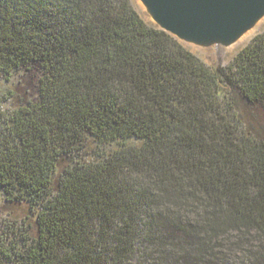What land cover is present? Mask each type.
<instances>
[{
    "label": "trees",
    "instance_id": "trees-1",
    "mask_svg": "<svg viewBox=\"0 0 264 264\" xmlns=\"http://www.w3.org/2000/svg\"><path fill=\"white\" fill-rule=\"evenodd\" d=\"M0 191V264H264V30L211 68L129 0H0Z\"/></svg>",
    "mask_w": 264,
    "mask_h": 264
},
{
    "label": "water",
    "instance_id": "water-1",
    "mask_svg": "<svg viewBox=\"0 0 264 264\" xmlns=\"http://www.w3.org/2000/svg\"><path fill=\"white\" fill-rule=\"evenodd\" d=\"M155 27L179 42L230 45L264 18V0H138Z\"/></svg>",
    "mask_w": 264,
    "mask_h": 264
},
{
    "label": "rangeland",
    "instance_id": "rangeland-1",
    "mask_svg": "<svg viewBox=\"0 0 264 264\" xmlns=\"http://www.w3.org/2000/svg\"><path fill=\"white\" fill-rule=\"evenodd\" d=\"M131 6L149 26H155L150 17L146 13L144 7L138 0H129ZM264 20L262 23L253 29V31L245 36H241L230 45L224 46L220 44H213L210 46H198L190 43L180 42L187 50L199 58L205 65L211 68L223 67L231 69L234 59L237 54L245 48L252 39L263 32ZM245 36V37H244ZM244 37V38H243ZM136 142L126 141L127 145H134ZM92 154L105 155L117 149L120 145L117 143L98 144L91 141ZM89 156V154H88ZM34 216H32L26 204H12L7 203L0 191V241L12 234H18L29 226L34 225Z\"/></svg>",
    "mask_w": 264,
    "mask_h": 264
},
{
    "label": "bare ground",
    "instance_id": "bare-ground-1",
    "mask_svg": "<svg viewBox=\"0 0 264 264\" xmlns=\"http://www.w3.org/2000/svg\"><path fill=\"white\" fill-rule=\"evenodd\" d=\"M263 20H264V18L261 19V20L257 23V25H256L254 28L258 27V26L262 23ZM254 28H253V29H254ZM253 29H251L250 31H248V32L245 34V36L249 35V34L253 31ZM245 36H244V37H245ZM244 37H243V38H244Z\"/></svg>",
    "mask_w": 264,
    "mask_h": 264
}]
</instances>
